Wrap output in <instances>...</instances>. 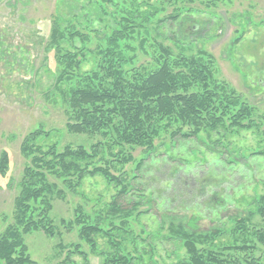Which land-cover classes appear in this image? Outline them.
Listing matches in <instances>:
<instances>
[{"label":"trees","instance_id":"1","mask_svg":"<svg viewBox=\"0 0 264 264\" xmlns=\"http://www.w3.org/2000/svg\"><path fill=\"white\" fill-rule=\"evenodd\" d=\"M10 1L11 7L21 5V0ZM64 1L57 0L44 46V51L54 52L56 63L55 81L45 98L61 103L66 132L94 140L62 145V130L47 129L43 122L24 136L20 151L26 162L16 183L13 221L0 232V264H40L32 258L26 236L42 231L56 237L64 226L77 228L89 248L85 250L81 242H61L59 255L67 249L69 264H80L74 254L82 257V264H91L90 254L100 256L101 264H146V259L158 264L155 241L160 237L143 218L155 216L157 199L145 175L162 156L159 145L168 155V142L206 134L213 141L211 149L223 153L219 147L225 137L251 130L261 141L241 157V163L250 167L249 157H264V111L221 77L212 52L193 51V43L174 29L180 19L184 22L202 11L191 5L209 6V2L210 9L218 0H70L75 9L84 3L81 12L76 10L71 17L60 13ZM94 20L101 27L96 28ZM179 30L182 34L180 25ZM166 38L173 45L166 44ZM241 39L237 36L233 47ZM6 41L0 32L4 59L19 60L20 54H11ZM145 56L150 60L142 62L140 57ZM127 165L135 169L129 172ZM9 169V153L2 150L0 174L6 177ZM95 176L115 189L109 202L102 194L81 191L84 180ZM69 195H80L85 203L75 208L73 220L61 219L57 224L54 202ZM256 213L264 221V194ZM199 219L194 214L187 223L161 226L169 234L165 239L185 249L177 264H264L260 248L264 228L251 226L250 216L235 217L229 232L232 241L226 245L217 242L224 233L220 229L198 232Z\"/></svg>","mask_w":264,"mask_h":264},{"label":"rangeland","instance_id":"2","mask_svg":"<svg viewBox=\"0 0 264 264\" xmlns=\"http://www.w3.org/2000/svg\"><path fill=\"white\" fill-rule=\"evenodd\" d=\"M56 4L57 0H21V5L14 8L8 5V0H0V32L10 44L11 54H20L19 60L11 56L6 58L7 63L0 51V153L7 150L10 158L6 177L0 174V232L13 221L14 201L19 193L16 183L26 162L20 146L30 130L43 122L47 129L62 130V145L83 141L89 144L94 140L86 135L66 132L67 116L61 103H50L45 98V93L55 81L54 52L44 51V46ZM82 4L75 9L74 1L65 0L59 5V10L65 17H71L76 10L75 13L81 12ZM207 4L211 6L209 2ZM191 6L202 11L176 23L174 29L179 37L193 43L190 46L193 51L204 48L212 52L221 77L264 111V0H218L210 9L199 3ZM93 25L101 27L96 20ZM237 36L242 39L233 47L232 41ZM165 43L173 45L167 38ZM140 60L150 58L145 56ZM212 138L217 136L214 134ZM224 140L223 147H219L223 153L211 149L213 141L206 134H202L201 139L168 142L172 144V150L169 149L171 145H166L168 155L165 146L159 145L162 156L154 160V166L145 175L157 199L153 209L155 216L143 218L149 230L160 237L155 241L154 258L158 264H177L184 255L181 243L165 239L169 234L167 230H161V226H167L171 221L184 224L194 214L200 216L198 232L220 229L224 232L217 240L221 245L232 241L229 232L235 224V217L250 216L251 226L264 228V221L256 213L258 199L264 194V157H249L250 167L241 163V157L248 155L245 151L257 147L261 138L254 131L244 130ZM170 155L176 158L173 160ZM231 160L237 163L233 164ZM126 169L131 172L135 167L127 165ZM81 191L89 196L102 194L107 202L115 194V189L108 188L100 176L87 177ZM81 197L69 195L65 201L54 202L52 215L57 224L61 219H74L75 208L85 203ZM86 208H89L88 204ZM60 229L61 234L56 237H49L42 231L26 236L32 258L40 264H69L66 261L67 249L59 255L61 242L66 245L81 242L83 248L89 250L88 245L81 241L77 228L64 226ZM99 241L102 243L101 239ZM260 248L264 249V246ZM72 258L83 263L78 254ZM90 258L91 264H101L100 256L90 254ZM146 261V264L151 263L148 259Z\"/></svg>","mask_w":264,"mask_h":264}]
</instances>
